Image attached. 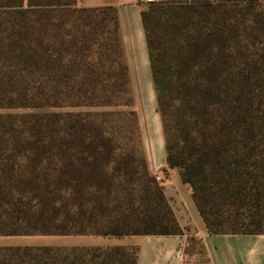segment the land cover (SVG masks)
<instances>
[{
	"label": "trees",
	"instance_id": "obj_1",
	"mask_svg": "<svg viewBox=\"0 0 264 264\" xmlns=\"http://www.w3.org/2000/svg\"><path fill=\"white\" fill-rule=\"evenodd\" d=\"M141 21L167 168L210 235H264V0L150 2ZM132 106L114 8L0 0V110L42 111L0 114V237L180 234ZM123 258L0 248V264H135Z\"/></svg>",
	"mask_w": 264,
	"mask_h": 264
},
{
	"label": "crops",
	"instance_id": "obj_2",
	"mask_svg": "<svg viewBox=\"0 0 264 264\" xmlns=\"http://www.w3.org/2000/svg\"><path fill=\"white\" fill-rule=\"evenodd\" d=\"M177 0H76L83 9L112 7L116 10L123 62L137 117L141 151L147 171L163 188L165 199L180 229L178 235L123 236L104 239L76 236L62 246L79 248L119 247L135 252V264H264V235H210L192 199L189 186L176 170L167 168L161 118L141 12L150 2ZM72 238V237H70ZM57 244L54 242L48 243Z\"/></svg>",
	"mask_w": 264,
	"mask_h": 264
},
{
	"label": "rangeland",
	"instance_id": "obj_3",
	"mask_svg": "<svg viewBox=\"0 0 264 264\" xmlns=\"http://www.w3.org/2000/svg\"><path fill=\"white\" fill-rule=\"evenodd\" d=\"M115 109H65V110H61L63 112H101V111H114ZM119 111H125L127 109H118ZM47 112V111H46ZM32 113H42V111H33V110H0V114H12V115H23V114H32ZM140 136V134H139ZM136 178H141V186L144 185V179L142 176V171L139 169L138 173L136 175ZM139 184V185H140ZM135 189H137L135 187ZM136 194V193H135ZM119 201L121 203V210H124L127 207V201L124 199L123 195L119 194ZM137 198V197H136ZM135 203L134 206H136ZM116 215V213H115ZM113 215V217L115 216ZM108 221L107 218H104L102 220H100V225L101 224H106ZM90 237H99V238H104V239H118L121 237H116V236H102V235H88ZM72 237V238H70ZM69 238H64L65 242H75L76 239H73L76 236H70ZM123 237V236H122ZM61 237H44V236H32V237H0V248H4V247H42V246H48V247H64V248H72L74 246H62L59 243L61 242ZM50 242H54L57 244H48ZM97 248V247H96ZM110 248H117V247H105V248H99L100 250H106V249H110ZM123 249V248H122ZM124 255L125 258L124 261L125 262H130V257H131V250L130 249H124ZM120 258V257H119ZM120 260V259H119Z\"/></svg>",
	"mask_w": 264,
	"mask_h": 264
},
{
	"label": "built area",
	"instance_id": "obj_4",
	"mask_svg": "<svg viewBox=\"0 0 264 264\" xmlns=\"http://www.w3.org/2000/svg\"><path fill=\"white\" fill-rule=\"evenodd\" d=\"M155 180H156V182H159L160 181V178L155 177Z\"/></svg>",
	"mask_w": 264,
	"mask_h": 264
}]
</instances>
